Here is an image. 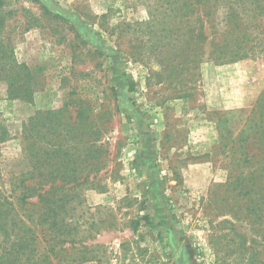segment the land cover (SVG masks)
I'll list each match as a JSON object with an SVG mask.
<instances>
[{"label": "rangeland", "instance_id": "374dc122", "mask_svg": "<svg viewBox=\"0 0 264 264\" xmlns=\"http://www.w3.org/2000/svg\"><path fill=\"white\" fill-rule=\"evenodd\" d=\"M185 1L194 0H2L4 63L26 64L34 91L12 96L0 80V202L15 203V180L54 146L53 113L73 117L78 102H89L108 119L106 165L67 203L87 257L70 264H264V205L257 194L235 197L223 147L238 110L262 102L264 28L247 32L252 56L230 60L214 48L212 29L227 9L201 17V34L199 6ZM229 111L218 126L216 112ZM12 207L1 209L3 259H14L17 230L30 234L31 221Z\"/></svg>", "mask_w": 264, "mask_h": 264}, {"label": "trees", "instance_id": "16d2710c", "mask_svg": "<svg viewBox=\"0 0 264 264\" xmlns=\"http://www.w3.org/2000/svg\"><path fill=\"white\" fill-rule=\"evenodd\" d=\"M2 3L0 0V6ZM184 3L187 6L192 4L199 6L200 13L197 17L200 21L201 34L205 26L201 17L205 15L209 18L210 14L215 16L221 6L227 9L224 22L220 25L212 24L214 35L220 36L219 40L214 42V48L218 49L220 55L230 57L228 58L230 60L252 56L253 45H249L248 39L246 40L247 32L252 28H264V19L260 20V16L264 13V0H230L228 3L224 0H194L192 4L187 1ZM43 8L55 17L65 18L62 12L51 9L45 3ZM240 12L245 14L240 16ZM1 25L0 18V32ZM4 53L0 48V80L6 81L7 92L21 98L30 97L34 91V77L29 68L24 63L19 65L13 63L12 66L8 62L6 65ZM218 57L223 61L224 58L221 57L224 56ZM125 79L127 89L133 91L134 80L127 74ZM258 100L262 102H255L247 109L238 110L237 127L235 130L232 126L228 128L230 134L225 139L223 147H227L230 157L233 158L230 168L232 171L229 172L228 179L233 178L230 183L240 187L235 197L238 199L241 192L250 197L257 194L264 205L263 93ZM77 104L73 117L67 114L66 108V113L60 110L51 115L48 120L51 123L50 130L59 131L52 143L54 146L47 152L42 151L41 155L31 162L26 177L19 176L15 180L14 187L20 189L15 203L6 201L5 205L4 202H0V225L2 221L9 223L1 209H8L10 205L14 206L12 209L15 213H19L18 210L24 211L20 218H17L19 221L23 223L25 220L31 221V226H27L30 234L20 230L15 234V240L9 248V252H14V259H3L4 255H0V264H19L23 259L26 264H70L87 259L78 248L84 245L80 223L76 218L66 217V212L70 210L67 203L74 196L76 186L87 182L92 173H94L91 176L93 179L106 165L108 143L100 140L108 119L101 120L105 111L94 112L89 102ZM216 114L219 126L224 121L223 117L231 116L234 112H216ZM68 140L73 141V152L70 151ZM257 181L258 192H255ZM30 197H35L36 200L29 201ZM248 210H251L249 204L246 206V211ZM262 213L264 216V207ZM142 217L146 224L154 228L148 213ZM90 225L95 226V223L91 222ZM92 237L94 236L89 235V238ZM29 244L33 246L28 248ZM5 253L6 251H3V254ZM18 254L25 256L22 259Z\"/></svg>", "mask_w": 264, "mask_h": 264}]
</instances>
